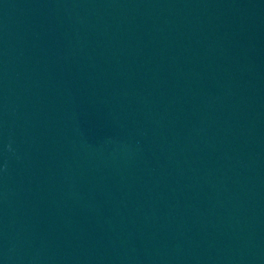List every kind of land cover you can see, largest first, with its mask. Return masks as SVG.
I'll return each instance as SVG.
<instances>
[{"label": "water", "instance_id": "1", "mask_svg": "<svg viewBox=\"0 0 264 264\" xmlns=\"http://www.w3.org/2000/svg\"><path fill=\"white\" fill-rule=\"evenodd\" d=\"M0 264H264V0H0Z\"/></svg>", "mask_w": 264, "mask_h": 264}]
</instances>
